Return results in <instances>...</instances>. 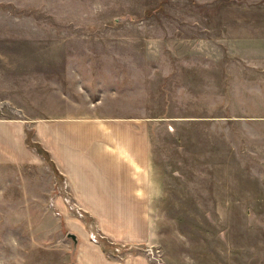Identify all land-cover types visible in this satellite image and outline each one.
Segmentation results:
<instances>
[{
    "label": "rangeland",
    "instance_id": "1",
    "mask_svg": "<svg viewBox=\"0 0 264 264\" xmlns=\"http://www.w3.org/2000/svg\"><path fill=\"white\" fill-rule=\"evenodd\" d=\"M241 15L261 35V0H0L2 123L35 145L39 120L139 117L152 138L119 240L122 223L85 211L43 149L0 166V264H78L79 231L110 260L264 264V76L226 77L218 38Z\"/></svg>",
    "mask_w": 264,
    "mask_h": 264
},
{
    "label": "crops",
    "instance_id": "2",
    "mask_svg": "<svg viewBox=\"0 0 264 264\" xmlns=\"http://www.w3.org/2000/svg\"><path fill=\"white\" fill-rule=\"evenodd\" d=\"M224 20L227 25L218 38L227 42L223 43L228 53L224 68L226 77L233 76L235 65L242 71L261 72L264 76V0H261V35L250 34L248 18L243 15L236 16L231 26L228 19H221L222 22ZM260 46L261 53L258 49L257 53L254 52ZM255 55H261L258 64H255ZM12 125H16L15 122L0 121V126L5 128L2 130L5 133L0 134V166L40 163V151L37 153L30 147L41 148L56 167L57 178L65 181L66 186H71L73 195L85 211L101 222L113 220L122 223L117 227L118 233L107 234L109 237L119 240L121 228H124L123 231L130 229L125 224L133 221L129 214L122 213L123 206L125 203L130 206L128 200L133 196L136 198L132 193L137 186H144L152 161V138L145 119L72 115L52 119L49 126L39 120L35 124V145L27 140L26 135L30 131L23 124H17L21 127L17 131L12 129ZM42 151L40 154L45 155ZM114 206H118L120 211ZM134 207L136 209L138 205ZM137 233L131 237L136 239ZM76 234L78 264H145L137 257L110 260L103 244L92 242L89 232L79 231ZM143 238L138 242H148Z\"/></svg>",
    "mask_w": 264,
    "mask_h": 264
},
{
    "label": "water",
    "instance_id": "3",
    "mask_svg": "<svg viewBox=\"0 0 264 264\" xmlns=\"http://www.w3.org/2000/svg\"><path fill=\"white\" fill-rule=\"evenodd\" d=\"M70 236L74 239L76 246H77V236L73 233H70Z\"/></svg>",
    "mask_w": 264,
    "mask_h": 264
},
{
    "label": "trees",
    "instance_id": "4",
    "mask_svg": "<svg viewBox=\"0 0 264 264\" xmlns=\"http://www.w3.org/2000/svg\"><path fill=\"white\" fill-rule=\"evenodd\" d=\"M42 153H44V154L46 155V153H45V152H43V151H42Z\"/></svg>",
    "mask_w": 264,
    "mask_h": 264
},
{
    "label": "built area",
    "instance_id": "5",
    "mask_svg": "<svg viewBox=\"0 0 264 264\" xmlns=\"http://www.w3.org/2000/svg\"><path fill=\"white\" fill-rule=\"evenodd\" d=\"M152 250H154V249L152 248Z\"/></svg>",
    "mask_w": 264,
    "mask_h": 264
}]
</instances>
